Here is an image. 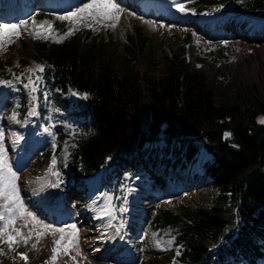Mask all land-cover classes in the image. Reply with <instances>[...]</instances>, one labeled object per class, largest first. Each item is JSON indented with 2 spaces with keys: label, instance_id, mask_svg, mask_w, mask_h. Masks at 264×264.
Returning <instances> with one entry per match:
<instances>
[{
  "label": "rangeland",
  "instance_id": "1",
  "mask_svg": "<svg viewBox=\"0 0 264 264\" xmlns=\"http://www.w3.org/2000/svg\"><path fill=\"white\" fill-rule=\"evenodd\" d=\"M195 1L169 3L167 11L172 12L170 8H174L175 13L170 17L176 20H164L153 15L151 9L142 14L136 5L147 3L144 0H114L119 5V21L110 19L95 23L88 15V11L95 12V9L80 11L93 0H0V29L6 24L20 26V35L13 37L14 42L0 49V153L15 173L14 183L22 204L20 211H15L19 205L11 204L7 210L0 207V212L6 217L9 211L14 212L15 224L9 226L8 233L16 235L15 228L28 238L25 244L17 237L20 242L12 245L6 242V237L0 239V264H169L168 257L178 250L164 214L171 212L185 217L212 203L215 190L205 168V163L212 159L211 154L201 149L186 170L179 164L163 173L159 168V155L155 157L164 141L147 143L145 146L150 153L142 160L146 166L137 169L117 195L104 184L108 177L102 173L88 180L78 179L69 162L74 129L70 119L77 120L69 111L77 108L72 100L68 104L70 109L65 106L66 100L74 96L68 90L62 92L53 87L52 98L46 102L37 99L40 92L43 97L46 95L43 78L46 71H40L42 66L34 54L38 39L48 37L61 41L77 35L81 46L94 45L96 49L102 46L105 51L103 61L120 74L130 71L158 78L166 73L171 62L182 57L189 61L190 69L210 76L221 100L237 101L247 86L255 94L264 93V23L262 26L251 15L244 14L214 20L196 13ZM179 4L183 5L184 11L179 10ZM73 13L77 16L73 17ZM139 19H146L150 25L139 23ZM221 19H225L222 24ZM56 21L66 24L64 31L58 28ZM202 26L206 28L202 29ZM69 31L72 34L66 35ZM36 32L41 35L37 37ZM141 35L148 38L143 48L140 47ZM245 43L252 48L246 49ZM163 154L166 160L176 159L172 150L167 153L163 150ZM179 168L184 170L179 172ZM50 169L62 194L68 193V207L77 208L79 201H84L83 196L90 202L97 199L99 206L94 211L101 220L95 221L99 227L92 226L86 238L81 232L83 225L73 219L56 223L48 218L47 209L55 195L50 186ZM0 178L10 179L7 168L0 172ZM40 180H45L46 184ZM31 183L35 187H31ZM132 202L145 208L143 216L137 217L135 229L128 226ZM146 202H149L148 207ZM7 203V199L0 198V206ZM87 222H93L91 217ZM5 223L6 220L0 221V232ZM111 224L119 228V234L116 240L109 241L105 233ZM74 232V245L65 251L64 245L73 238ZM61 236L64 245L54 253L55 241ZM82 239L90 246L84 245ZM103 241L106 242L104 249L98 251ZM117 249L126 252L125 258L116 259L120 253L117 254ZM22 254L27 257L26 261ZM228 259L232 260L231 256L228 255Z\"/></svg>",
  "mask_w": 264,
  "mask_h": 264
},
{
  "label": "trees",
  "instance_id": "2",
  "mask_svg": "<svg viewBox=\"0 0 264 264\" xmlns=\"http://www.w3.org/2000/svg\"><path fill=\"white\" fill-rule=\"evenodd\" d=\"M194 9L219 18H264V0H196ZM61 25L57 23L64 31L66 24ZM147 39L140 36L141 48ZM104 53L102 46H81L77 35L36 41L34 58L46 71V95L40 92L37 99L52 98L53 87L70 89L77 97L65 105L70 109L72 100L77 108L72 113L81 119L69 148L76 177L101 172L113 179L110 186L117 195L135 168L145 164L142 158L150 153L145 144L164 141V152L172 150L176 158L164 156V163L174 168L192 163L204 147L212 156L205 168L215 195L209 206L185 217L164 214L178 250L168 263L234 264L246 259L263 264L264 93L255 94L247 86L237 101L221 100L210 76L190 69L182 57L157 78L117 73L103 61ZM225 132H230L226 140Z\"/></svg>",
  "mask_w": 264,
  "mask_h": 264
},
{
  "label": "snow or ice",
  "instance_id": "3",
  "mask_svg": "<svg viewBox=\"0 0 264 264\" xmlns=\"http://www.w3.org/2000/svg\"><path fill=\"white\" fill-rule=\"evenodd\" d=\"M178 8L180 11H184V7L182 4L178 5ZM92 10L95 9V12L88 11V15L92 18L93 22L95 23H103L106 20H115L116 22L119 21V5L114 2V0H93L92 4H88L85 6V8H82L80 11L84 12L85 10ZM73 17H76L77 14L73 13ZM71 19V18H68ZM115 27V24L112 25ZM41 28L43 26H40ZM19 25L12 24V25H4L2 29H0V49L4 47L7 43H12L13 37H18L20 35L19 32ZM37 37L41 35L40 32L35 33ZM49 34H51V26H49ZM72 31H69L66 35H71ZM40 71H43V68H40ZM264 123V121H261ZM230 135V134H226ZM2 153H0V172H2L5 168H7L8 173H10V179H3L0 178V198L7 199L8 203L5 205H2L0 207H4L6 210L8 209V206L11 204L19 205L20 207L16 209L15 211L22 210V204H20L18 195H17V189L16 185L14 183V180L16 179L15 173L12 172L11 168L7 166L6 162L2 159ZM55 160H53V166L55 165ZM35 219V217H33ZM6 223L4 225L3 232H0V239H4L6 237V242H8L10 245L19 243L20 240L17 239V237H20L21 240L26 244L27 239L23 236V233L20 230L13 229L15 231L16 235H12L8 233L9 226H12L15 224L14 220V212L9 211L7 217L3 212H0V221H5ZM26 226V225H25ZM73 229H75V225L72 226ZM76 240V233H73V238L68 240L66 245H64V237L61 236L59 240L55 241L57 248L54 249V253L59 251L60 247L64 245V250L68 251L73 245ZM35 245H33L34 247ZM179 254V253H178ZM22 258L26 261L27 257L23 256ZM55 255L53 257V260L55 261Z\"/></svg>",
  "mask_w": 264,
  "mask_h": 264
},
{
  "label": "bare ground",
  "instance_id": "4",
  "mask_svg": "<svg viewBox=\"0 0 264 264\" xmlns=\"http://www.w3.org/2000/svg\"><path fill=\"white\" fill-rule=\"evenodd\" d=\"M70 1V0H69ZM133 1V0H132ZM142 1V0H141ZM152 5V4H151ZM137 6L139 7V9H142V8H147L148 10H149V3H140V4H137ZM157 7V6H156ZM145 13H147V12H145ZM121 22V21H120ZM138 22L139 23H142V24H145V25H147V21H146V19L144 20V19H139L138 20ZM153 22V21H152ZM149 25H150V23H148ZM251 31V30H250ZM250 31H248V32H250ZM244 47L247 49V48H249V49H251L252 47L249 45V44H247V43H245L244 44ZM263 52H264V47H263ZM256 67H258V65H256ZM254 72L256 73V69L254 70ZM15 157V156H14ZM40 178L42 177V176H39ZM43 178V177H42ZM41 178V179H42ZM44 179H46V178H44ZM41 181V180H40ZM43 181V185H45L46 183H45V180H42ZM41 181V182H42ZM34 182V181H33ZM36 182H37V180H36ZM36 182H35V184H36ZM48 183V182H47ZM32 184V183H31ZM133 184H135V182L134 183H132V185ZM39 185H40V183H39ZM48 185V184H47ZM34 186V184H32V186L31 187H33ZM37 187H38V185H36ZM35 187V186H34ZM40 187V186H39ZM132 187H134V186H132ZM35 189V188H34ZM37 189V188H36ZM42 190H43V188H42ZM44 190H46V189H44ZM133 190H135V188L133 189ZM47 191H49V190H47ZM46 193V192H45ZM47 193H50V192H47ZM135 194H137V192H134ZM52 195V194H51ZM53 196V195H52ZM84 198V201H79V206L77 207V208H75V207H73V206H71V207H68L67 208V210H65V214H63V215H61V213L64 211H62V212H51V209H50V211H47L48 213H49V215H48V217H51L52 219H54L55 221H64V220H66V219H73L78 225H83L82 226V229H81V232H82V236H84L83 238H86V236L88 235V233L90 232L89 231V229L90 228H92V226H97L96 227V229L99 227V223L98 222H96L95 223V221H99V219H100V215H98L95 211H94V209H96V208H98V202H97V199L95 200V202H90L91 200H89V198L88 199H86L85 198V196H83ZM65 198V197H64ZM53 199V198H52ZM36 202V201H35ZM41 202V201H40ZM74 202V201H73ZM39 203V202H38ZM67 202H66V200L64 199V201H63V204L65 205ZM145 205H147V207H148V205H149V202H146L145 203ZM144 205V206H145ZM132 207H130L131 209H130V213H132V218H131V215H130V218H129V221H128V226L129 227H134V229H135V223L137 222V217H139V216H143V214L145 213V208L144 209H141V208H139L140 206L139 205H137L136 203H134V202H132V205H131ZM136 206V207H135ZM25 208V207H24ZM23 208V209H24ZM97 210V209H96ZM136 210V211H135ZM27 211V210H26ZM134 211V212H133ZM25 212V211H24ZM26 214H28L29 215V212L28 213H26ZM25 215V214H24ZM25 217V216H24ZM91 217V219H92V221L93 222H87V219L88 218H90ZM102 217V216H101ZM25 219V218H24ZM23 219V220H24ZM101 220V219H100ZM88 224V226H87V224ZM90 223V224H89ZM91 226V227H90ZM106 234V236L108 237V240L109 241H112V240H116L117 239V237H118V234H119V228L115 225V224H111V225H109V227L107 228V232L105 233ZM114 238V239H113ZM82 242H83V244L84 245H86L87 243H88V241L87 240H84V239H82ZM106 244V242L105 241H103V244H100L99 246V248H98V251H99V249L100 250H102V249H104V246L103 245H105ZM88 245L90 246V244L88 243ZM158 249V248H157ZM103 251V250H102ZM101 251V252H102ZM119 252H121V250L120 249H117V254L119 253ZM94 254V252L92 253V255ZM95 255V254H94ZM102 255H104L103 253H102ZM125 256H126V254H125ZM116 259H118V257L116 256Z\"/></svg>",
  "mask_w": 264,
  "mask_h": 264
},
{
  "label": "water",
  "instance_id": "5",
  "mask_svg": "<svg viewBox=\"0 0 264 264\" xmlns=\"http://www.w3.org/2000/svg\"><path fill=\"white\" fill-rule=\"evenodd\" d=\"M226 134H230V132H225L224 134V139L226 140L228 138L229 135H226ZM50 176H51V185L52 187L57 190V182H56V179H55V176L53 175L52 172H50Z\"/></svg>",
  "mask_w": 264,
  "mask_h": 264
}]
</instances>
